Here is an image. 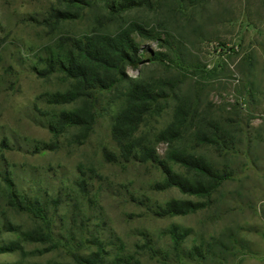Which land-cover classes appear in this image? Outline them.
I'll list each match as a JSON object with an SVG mask.
<instances>
[{"label": "rangeland", "instance_id": "374dc122", "mask_svg": "<svg viewBox=\"0 0 264 264\" xmlns=\"http://www.w3.org/2000/svg\"><path fill=\"white\" fill-rule=\"evenodd\" d=\"M113 1V0H111ZM112 13L105 0L76 17L45 23L59 0H0V194L9 177L18 193L43 203L42 218L9 207L1 220L22 231H44V241H21L0 253V264H85L101 248V264H264V0H150ZM131 24L140 50L136 67L108 90L93 89L67 103L51 95L73 81L61 72L40 76L42 58L64 43L96 33L114 35ZM133 83L161 89L137 133L154 135L177 112L188 118L181 139L154 142L160 158L187 150L230 177L208 198L163 190L164 173L150 162H109L115 151L112 118ZM93 114L85 138L79 127L54 137L46 127L59 111ZM226 125L241 140L230 151L194 135ZM173 171L186 174L178 164ZM170 199L205 203L183 215L158 216ZM2 232L0 244L17 240ZM196 248V251H194Z\"/></svg>", "mask_w": 264, "mask_h": 264}, {"label": "trees", "instance_id": "16d2710c", "mask_svg": "<svg viewBox=\"0 0 264 264\" xmlns=\"http://www.w3.org/2000/svg\"><path fill=\"white\" fill-rule=\"evenodd\" d=\"M65 3L64 9H51L48 16L43 19L47 24L59 20L76 17L83 7L92 6L97 0H59ZM106 2L108 0H105ZM150 0H110L106 3L110 12L120 13L138 6H149ZM144 31L137 24L118 31L114 35L96 33L83 38H72L61 53H52L42 58L44 67L35 69L40 76L52 72H61L73 81L72 89L51 95L54 103H67L79 96L86 95L89 90H108L115 86L125 75L126 67H136L139 62L140 50L132 39L131 33ZM125 102L112 118L110 135L116 145L115 151L105 150L104 159L109 162H150L156 165L163 173V179L155 184L156 188L163 190L176 187L181 193L204 197L208 199L221 184L230 177L229 171L216 167L213 163L201 156H195L187 150L171 149L168 155L160 158L156 153L154 142L166 141L171 146L183 136L188 118L176 113L170 124L157 132L153 140L147 135L137 133L144 117L149 115L159 104L166 93L156 89L148 83H133L125 91ZM93 121V114L82 110L59 111L46 121V127L56 137L67 128L79 127L81 133L78 137H86ZM213 130L208 133L202 128H196L194 135L208 145L225 149L236 148L240 139L230 134L226 125H212ZM178 164L190 176L172 170L171 165ZM6 192L0 194V209L9 207L17 211L33 213L42 218L44 206L37 198L18 193L13 187L12 180L4 176ZM205 203L185 199H170L163 206H157L155 214L158 216L183 215L193 212L204 206ZM17 232L19 238L0 244V253L14 251L19 248L21 241H44V231H22L18 227L1 220L0 234L2 232ZM21 238V239H20ZM20 239V240H19ZM100 248L84 256L85 264H101L103 256ZM196 251V248H194ZM17 264V263H9ZM136 264H139L137 261Z\"/></svg>", "mask_w": 264, "mask_h": 264}]
</instances>
